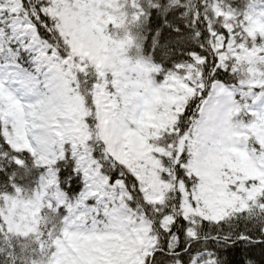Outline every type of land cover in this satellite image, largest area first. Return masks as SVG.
<instances>
[{"label": "snow or ice", "instance_id": "obj_1", "mask_svg": "<svg viewBox=\"0 0 264 264\" xmlns=\"http://www.w3.org/2000/svg\"><path fill=\"white\" fill-rule=\"evenodd\" d=\"M0 264H264V0H0Z\"/></svg>", "mask_w": 264, "mask_h": 264}]
</instances>
